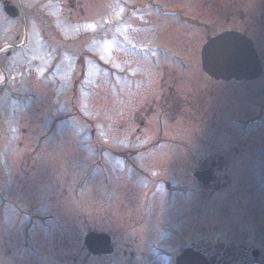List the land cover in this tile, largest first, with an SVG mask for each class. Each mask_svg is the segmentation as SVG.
Returning <instances> with one entry per match:
<instances>
[{
  "label": "rangeland",
  "instance_id": "rangeland-1",
  "mask_svg": "<svg viewBox=\"0 0 264 264\" xmlns=\"http://www.w3.org/2000/svg\"><path fill=\"white\" fill-rule=\"evenodd\" d=\"M9 1L19 14L9 21L0 5V73H6L0 83V129L6 135L0 136V264H169L166 253L177 247L169 224L224 213L216 203L167 206L166 197L185 184V173L178 174L182 166L166 156L147 159L153 154L148 147L164 139L170 147L157 145L156 151L176 152L183 150V138L199 135L206 118L198 116L199 108L189 113L180 97L214 88L238 96L227 117L256 111L264 85L210 84L198 51L205 31L232 29L247 33L264 61V39L256 35L264 29V0ZM181 15L191 20H177ZM155 43L170 56L179 53L185 64L162 57L149 65ZM139 44L149 53L132 50ZM168 95L174 98L169 109L162 104ZM221 114L207 119L214 121L208 135L230 133L216 128ZM255 136L263 146L264 128ZM134 167L166 178L169 186H155L147 198L146 179L135 176ZM134 220L142 230L133 229ZM92 228L110 231L111 256L86 251L82 238ZM199 239L214 241L209 235ZM149 241L157 252L146 250Z\"/></svg>",
  "mask_w": 264,
  "mask_h": 264
},
{
  "label": "flooded vegetation",
  "instance_id": "flooded-vegetation-1",
  "mask_svg": "<svg viewBox=\"0 0 264 264\" xmlns=\"http://www.w3.org/2000/svg\"><path fill=\"white\" fill-rule=\"evenodd\" d=\"M258 10L261 11L260 7ZM260 16L264 19V9ZM256 35L262 41L264 29H258ZM261 63L260 76L247 82L216 81L203 72L201 74L212 85L233 86L243 83L241 85L247 86L257 83L263 86L264 61ZM171 98L168 95L162 103L168 109L172 104L171 100L174 102V98ZM179 100L180 103L184 102L187 110L190 108L189 113L194 108H199L201 113L198 116L206 118L202 120L198 130L195 129L199 135L185 137L182 152L151 154L147 159L155 160L166 156L167 159L174 160L173 164L182 166L181 172L180 169L176 172L185 173V184L181 189L175 187L180 193L181 205L201 207L216 203L223 208L224 215H219L218 219H180L171 223L169 233L177 242L171 261L174 262L183 250L191 249L193 254L188 260L195 262L194 264H264V145L253 131L247 133L243 126L239 132L237 126L231 125V117H227V113L236 109L234 103H239L238 96L234 99L229 94L222 95L217 89L211 88L180 97ZM253 101V98L247 99L245 106H250ZM258 103L264 106V94ZM219 112L223 114L219 116L221 118L217 121L216 128L222 126L224 133L231 134L208 135L206 127H212L214 121L207 119ZM188 118H191L190 114ZM187 125L192 129L191 124ZM228 128H231L229 132ZM253 149H257V154ZM250 173H255V179L249 177ZM243 178L246 179L245 182ZM153 182L168 185L166 179ZM226 213H230V216ZM93 223L94 221L91 222ZM138 226L135 221L132 227L139 229L142 223ZM150 234L151 229L146 231V235ZM202 235H209L214 241L202 242L199 239ZM191 237L199 240H191ZM152 249L151 245L149 250Z\"/></svg>",
  "mask_w": 264,
  "mask_h": 264
},
{
  "label": "water",
  "instance_id": "water-1",
  "mask_svg": "<svg viewBox=\"0 0 264 264\" xmlns=\"http://www.w3.org/2000/svg\"><path fill=\"white\" fill-rule=\"evenodd\" d=\"M7 10L16 15L14 9ZM202 63L204 71L217 79H252L259 72V63L250 41L233 32L211 39L202 49ZM84 244L95 254L111 252L105 236L88 234Z\"/></svg>",
  "mask_w": 264,
  "mask_h": 264
}]
</instances>
